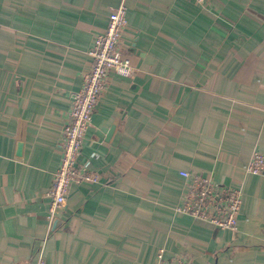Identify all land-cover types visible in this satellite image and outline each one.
<instances>
[{
	"label": "crops",
	"instance_id": "obj_1",
	"mask_svg": "<svg viewBox=\"0 0 264 264\" xmlns=\"http://www.w3.org/2000/svg\"><path fill=\"white\" fill-rule=\"evenodd\" d=\"M82 143L99 176L50 226L72 95L119 0H0V264H264V0H126ZM242 191L235 230L179 213L187 180Z\"/></svg>",
	"mask_w": 264,
	"mask_h": 264
},
{
	"label": "built area",
	"instance_id": "obj_2",
	"mask_svg": "<svg viewBox=\"0 0 264 264\" xmlns=\"http://www.w3.org/2000/svg\"><path fill=\"white\" fill-rule=\"evenodd\" d=\"M197 1L200 4L205 2ZM126 13V0H119L118 6L109 15L106 30L94 37L88 53L91 65L84 75L81 89L72 95L68 121L62 129L61 160L48 193L50 204L47 218L50 226L55 222L59 210L66 206L74 184L96 183L99 180V176L90 170L89 164L80 161L82 143L91 127L94 111L106 88L109 75L115 73L125 78L133 76V68L121 46L127 26ZM245 170L247 174L264 175V154L254 153ZM181 176L187 180L188 185L183 204L177 207L179 213L208 220L221 229H236L242 204L241 189L215 186L210 180L185 171H181ZM161 253L157 264L173 263ZM34 264H45L43 251ZM177 264L184 263L177 261Z\"/></svg>",
	"mask_w": 264,
	"mask_h": 264
}]
</instances>
